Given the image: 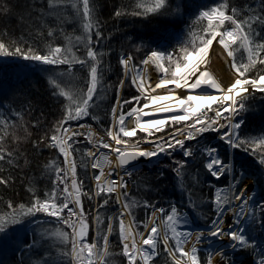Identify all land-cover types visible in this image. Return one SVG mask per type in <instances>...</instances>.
Returning a JSON list of instances; mask_svg holds the SVG:
<instances>
[{
  "label": "snow or ice",
  "instance_id": "6c2138e0",
  "mask_svg": "<svg viewBox=\"0 0 264 264\" xmlns=\"http://www.w3.org/2000/svg\"><path fill=\"white\" fill-rule=\"evenodd\" d=\"M62 5L75 9L81 24L80 35L62 33L63 45L46 40L45 47L40 49L29 43L23 34L11 41L3 38L8 35L6 31L0 34V57L19 58L41 67L67 65L70 77H73L74 65L88 70L83 89L70 87L51 76L48 78L51 96L60 103L61 114L44 135L30 140L31 149L35 154H39L42 146L54 150L63 157V166L56 159L44 165L53 175L50 189L43 197L32 186L28 188L31 197L27 204L5 202L0 197V204H6L7 209L0 210V248L11 247L20 257L15 264H25V257L36 254L40 241L35 233L31 240L27 233L21 238V232L26 224L31 227L39 223L37 218L43 215L48 218L43 223L57 225L50 235L62 245V264H115V256L122 257V264H155L162 254H166L165 264H214L217 257L223 264H232L224 245L219 249L213 247L216 241L225 239L229 241L227 247L233 251L254 252L253 264H264V242L257 245L254 238L246 235L250 228L241 226L242 213L249 218V223L256 222L258 213L264 224V195L257 199L255 189L249 192L244 181L251 177L235 157L237 151L252 156L264 175V134L241 135L249 100L257 93L264 95V0H259L258 5L217 0L212 6L203 7L195 18L201 24L199 32L190 31V39L173 51L149 50L139 65L133 63L135 56L131 52L121 53L118 64L123 78L115 87L112 124L104 135H98L92 125L81 123L88 117L97 119L90 109L96 102L104 76L105 53L96 46L105 36L94 0H45L43 4L28 0L19 22L29 36L35 32L37 38H52L57 29L50 26L51 21L46 17L60 19L57 9ZM169 5L170 0H136L131 11L117 9L114 16L160 17L165 26L179 23L166 19ZM182 6L186 9L183 0L175 5L177 15ZM3 11L8 14L11 10L5 7ZM214 42L226 54L225 63L232 70L227 83L211 70ZM81 47L86 54L78 56ZM134 47L136 52L141 50L140 45ZM150 68L160 74L155 82L148 74ZM126 83L135 88L138 95L122 99L121 90ZM27 110L30 114L35 111L31 104ZM162 113L169 115H158ZM12 115L23 121L21 111ZM30 123L32 129L41 125L39 119ZM20 127L27 134L25 137L16 134L17 126L13 121L0 117V186L4 188L15 182L14 170L30 163L20 145L28 142L32 132L27 123L22 122ZM141 133L144 135L140 136ZM208 133H216L218 140L227 146L223 155L216 146L194 149L187 143L198 142ZM9 137L15 147L10 146ZM80 137L92 147L83 150L74 147L81 142ZM142 143L151 147L142 148ZM175 151L181 152L184 158L175 161L172 168L181 190L185 178L182 169L188 158H197V152L206 175L217 182L222 178L227 182L223 187L211 186L214 188L211 193L213 215L206 220L204 228L195 232L180 230L189 220L176 204L165 208L145 200L141 205L129 196L125 179L131 176L128 166L140 158L151 161L160 155L172 156ZM22 158L23 164L20 163ZM78 167L95 170L90 177V187L79 177ZM191 179L200 182L198 173ZM85 198L96 201L92 212L85 209ZM234 202L239 203L233 207ZM113 203L119 205V209L114 215L105 216L100 210ZM189 203L191 205V200ZM140 207L146 210L142 220L135 216V209ZM226 211L235 216L227 226ZM114 233L118 236L119 251L111 248L110 237ZM201 245H205L203 256ZM44 264H48L47 260Z\"/></svg>",
  "mask_w": 264,
  "mask_h": 264
},
{
  "label": "trees",
  "instance_id": "16d2710c",
  "mask_svg": "<svg viewBox=\"0 0 264 264\" xmlns=\"http://www.w3.org/2000/svg\"><path fill=\"white\" fill-rule=\"evenodd\" d=\"M37 4H43L45 0H35ZM136 0H94L96 16L101 21L103 27L105 39L100 42L101 52H104L103 57V80H102V94L97 97L95 104L90 109L91 113L97 117L96 120L91 118L88 121L94 123L96 127L103 130V127L109 125V112L110 107L115 99V87L122 77V69L118 64V59L121 53L131 52L135 56L134 63L137 62L143 55H145L151 49H160L165 51H173L178 49L182 44H185L189 39V32H199L201 24L196 22V15L198 11L205 6H212L217 0H183V5H186V9L182 6L179 15L175 12V5L180 3L181 0H170L169 15L166 17L169 21L178 20L179 23H173L170 25H163L160 17H134L131 15H125L122 17L114 16V12L117 9H123L131 11L134 7ZM259 0H232L234 4H257ZM28 0H0V34L7 32L8 35L3 37L6 41L20 37L22 34L25 39H28L29 43H32L34 47L43 49L45 47L46 40H52L54 44L63 45V34H75L76 26L80 24V17L76 15L75 9H72L70 5L58 6L57 16H48L47 20L51 21L50 26L56 28L55 36L52 38H37L35 32L29 36L28 31L19 22V16L23 10L26 9ZM7 7L11 11L8 14H4V8ZM37 11H40L38 8ZM63 33V34H62ZM134 45H140L141 50L135 51ZM82 56V55H78ZM19 62L27 64L28 61L20 60ZM0 63V64H4ZM17 64H19L17 62ZM53 72V78H57L56 71L68 72L67 65L59 66H46L41 67L37 64L35 66L27 68V71L23 73V83L19 84L15 82H9L0 78V117L7 118L13 121L17 126V134L21 137H25L27 134L24 129L20 127L22 122L27 123L32 136L27 143H21L20 147L25 151V155L30 161L29 165L14 170L12 175L16 177L15 182L9 188L0 186V197L6 202L12 200L14 203L27 204L30 200L31 193L28 191L30 186L35 187L37 193L43 197V193L50 189V178L53 173L48 172L44 165L51 159H56L58 163L62 165V157L51 149L41 148L39 154H35L31 149V139H37L44 135L51 126L60 118L61 105L55 97L51 96V87L48 85V78ZM87 68H82L80 65H74L72 67V73L78 77L77 80L84 83L87 77ZM57 74V75H56ZM3 76H6L3 74ZM52 77V76H51ZM4 78V77H3ZM60 79V78H59ZM73 77L70 78L72 80ZM74 81V80H73ZM74 85V84H72ZM79 85V84H78ZM73 88L80 86H72ZM16 94V98L13 95ZM135 92L130 85H126L123 88L122 98L127 99L133 96ZM29 104L35 109V111L28 112ZM249 111L246 113L245 124L241 129V135L245 137L260 136L264 134V95L257 93L254 99H250ZM126 108L128 106H125ZM21 111L23 113V121L19 117L12 115L13 112ZM42 113V115H41ZM39 119L41 121L40 127L37 129L31 128V121ZM214 133L206 134L211 137ZM141 135V134H140ZM11 137H9V144ZM193 146L194 143H188ZM216 144H222L217 141ZM223 145V144H222ZM15 147V145H11ZM74 147L81 150L85 149V144L80 142ZM236 160L241 162L244 167L251 169L256 173V188L257 199H260L264 195V175L260 172V166L256 163V160L244 152L237 151L235 153ZM80 157L77 156L79 162ZM184 159L182 153L173 152L172 156L164 155L156 163L151 165H143L138 170H135L131 176V188L129 190V196L131 199L139 201L142 205L145 200L152 202L159 201L160 203H166L170 199L180 203V205L189 212L191 217L197 216L199 222H206L209 218L211 209V193L212 185L221 184L226 182L223 180L220 182L215 181L213 178L206 175L200 163L201 157L197 152V158L194 160L188 158V161L182 169L184 173V189L181 190L179 186L178 178L172 171L175 166V161ZM23 164V158L20 161ZM78 175L81 179L85 180L86 187H90L89 173L87 168L78 167ZM87 173V175H86ZM163 173V175H161ZM199 183L194 182L191 177L197 175ZM191 200V205L189 201ZM92 201H88L85 198V209L91 212ZM114 208V203L109 205L106 209L100 211L105 215ZM0 210H7L6 204H0ZM148 211V210H147ZM208 213V214H207ZM146 210L142 207L135 209V216L138 220L145 218ZM39 218V217H38ZM259 222V223H257ZM57 227L55 223H38L27 233L33 236L37 232H40L42 228ZM250 228V232L246 235H250L256 241L264 240V224L260 222L259 214L257 213V219L254 223L247 225ZM44 227V228H45ZM54 228V229H55ZM24 234V233H23ZM23 234L21 238H23ZM44 241L39 243L36 247V254H29L25 257V264H44L47 260L48 264L55 262L54 264H62L60 249L62 245L57 241L49 240L48 237L42 238ZM111 248L114 251H119L118 236L113 234L110 237ZM42 244V245H41ZM46 244V245H45ZM44 245V247H42ZM14 247V245H12ZM249 250H238L236 255L248 254ZM165 255L158 256L155 260V264H165ZM18 254H14L11 251V247L6 250L0 248V260L3 264H15L19 259ZM115 264H122V257L115 256ZM37 261V262H36Z\"/></svg>",
  "mask_w": 264,
  "mask_h": 264
},
{
  "label": "bare ground",
  "instance_id": "6f19581e",
  "mask_svg": "<svg viewBox=\"0 0 264 264\" xmlns=\"http://www.w3.org/2000/svg\"><path fill=\"white\" fill-rule=\"evenodd\" d=\"M213 47H214V49H215V51H213L212 52V60H211V70L214 72V74L217 76V77H219L223 82H225V83H227L228 81H229V77L232 75V70H231V68L229 67V65L227 64V63H225V60L227 59V57H226V54H224L223 52H222V49H220V47H219V45H217L215 42H214V45H213ZM124 54H128V53H124ZM120 57V56H119ZM9 59V64H11L12 62H14V60L16 59V61H18V60H21V59H19V58H8ZM11 61V62H10ZM2 62V60L0 61V63ZM142 67V66H141ZM16 68H17V66H16ZM0 70H2V71H4L3 69H2V67H0ZM8 70V69H7ZM25 73V72H24ZM4 74L6 75V73L4 72ZM9 74H13V75H11V76H15L16 75V72L14 71V72H9ZM21 76H19L18 78H14V80H9V82H15V83H18L19 82V84H21V83H23V79H22V75H23V73H19ZM149 76L151 77V80L153 81V82H155V81H157L158 80V78H159V75L160 74H158V73H156L155 72V70L154 69H152V68H150L149 69ZM7 76V75H6ZM3 77V75L2 76H0V78H2ZM170 87H172L171 85H170ZM158 91H160V90H158ZM178 92L180 91V90H177ZM211 91V90H210ZM122 92H123V88H122V90H121V95H122ZM11 95H13V98L15 99L17 96H16V94L14 95V94H11ZM146 111H147V109H146ZM159 116H161V117H164V116H167V115H169V114H167V113H162V114H158ZM149 117H145L144 119H148ZM87 118H85L83 121H81V123H85V124H92V128H93V130L94 131H96L97 132V134L99 135V133H101V132H103L104 130H101V129H99L98 127H96V125L94 124V123H92V122H90V121H88V120H86ZM108 121L110 122V123H112V121H110V112H109V118H108ZM108 122V123H109ZM73 127H75V123L73 122V125H72ZM96 128V129H95ZM101 135V134H100ZM79 140L82 142V143H84L85 144V148H91L92 146L90 145V146H88V147H86L87 146V141L86 140H84V138L83 137H80L79 138ZM141 147L142 148H149V147H151L149 144H143V145H141ZM102 151H105V152H107V150H102ZM160 156H162V155H160ZM159 157V156H158ZM158 157H153V158H151V161H149L148 159H146V158H140L138 161H135V163L134 164H132V165H130V166H128V171L129 172H131V174L135 171V170H138L139 168H141L143 165H151V163H147V162H153V161H156V160H158L157 158ZM62 161H63V157H62ZM142 162H146V163H143L142 164ZM142 164V165H141ZM88 169V173H89V183H90V186H91V180H90V177H91V174H92V172L93 171H95V170H91L90 168H87ZM245 169L248 171V172H250L251 171V169H249V168H246L245 167ZM120 172H121V174H123V170H120ZM248 174V173H247ZM249 175V174H248ZM250 177H251V179H246L245 181H244V183L245 184H247L248 186H249V192H251L252 191V189H253V187H254V178H253V176H251V175H249ZM125 179H126V181L128 182V185H129V187H128V191L130 190V188H131V179H130V176H125ZM216 186H219V187H223V186H226V182H223V183H221V184H215ZM212 192H213V189H212ZM173 201V200H172ZM239 202H234V204H233V207H235V204H238ZM95 204H96V201L95 200H93L92 201V207H91V212H92V209L95 207ZM165 204V203H164ZM178 206L181 208V209H184L186 212H187V217H188V220L191 218V216L189 215V212L186 210V208H184V207H182L180 204H178ZM119 209V205H116L115 203H114V208L112 209V211L109 213V215H114L116 212H117V210ZM211 209H212V207H211ZM149 212H150V209L148 210ZM236 211H239V209L238 208H236ZM208 214V213H207ZM213 215V212H211L210 213V215H209V218L211 217ZM242 216H243V222H242V225L241 226H247L248 225V223H249V218L246 216V215H244L243 213L241 214ZM42 215H40L39 216V218H37V220H38V222L39 223H43V221L44 220H41V217ZM195 217V219H196V223H197V225H194L193 223H191L190 222V220H189V223L188 224H186V225H183V226H181V228H180V230H188V231H192V232H195V231H198V230H200V229H202V228H204L205 227V224H206V222H199L198 220H199V218L197 217V216H194ZM193 218V217H192ZM191 218V219H192ZM235 219V216L233 215V213H231V212H225V226H227V224H229V223H232V221ZM38 224V223H37ZM34 225H36V224H33L32 226H31V228L34 226ZM26 226V225H25ZM25 228V227H24ZM141 230H143V229H141ZM30 231V229L29 228H27V230L25 231V232H29ZM29 237H30V235H29ZM261 242H264V240H262V241H256V244L257 245H260L261 244ZM228 243H229V241L227 240V239H225V240H223V241H216L215 242V244L213 245V247H215V248H217V249H219L220 247H221V245H224L225 247H224V251L227 253L231 248L230 247H227V245H228ZM201 247V249H202V253H203V248L205 247V245H201L200 246ZM203 255V254H202ZM239 255H246V256H244V257H242V259H241V261H239L237 264H253V255H252V251L251 250H249V253L248 254H239ZM250 255V256H249ZM222 261H220V258L219 257H217L216 258V260L214 261V264H220Z\"/></svg>",
  "mask_w": 264,
  "mask_h": 264
},
{
  "label": "rangeland",
  "instance_id": "374dc122",
  "mask_svg": "<svg viewBox=\"0 0 264 264\" xmlns=\"http://www.w3.org/2000/svg\"><path fill=\"white\" fill-rule=\"evenodd\" d=\"M80 28H81V25H79L78 27L76 26V29L74 30V32H76L77 31V33H75V34H73V35H80L81 34V31H80ZM97 50L98 51H100L101 50V46H100V44H98L97 46ZM154 49V48H153ZM84 54H86V50L85 49H83L82 47H81V50L79 51V52H77V55H84ZM146 55V54H145ZM145 55H143L137 62H135V64H137V65H139V61L145 56ZM2 60V62L1 63H3V62H5L4 64H0V67H2V69L4 70V71H2V70H0V76H2L3 74H4V72L6 73V75L7 76H3L2 77V80H7V81H9V80H14V78H18L19 76H21L19 73H24V72H26L27 71V68H30V67H33V66H35V64L34 63H32V62H28L26 65L25 64H23L22 65V63L21 62H19L20 60H18V61H16V59L14 60V62H12L11 64H9V59L8 58H3V57H0V61ZM11 62V61H10ZM17 62L19 63V64H17ZM133 63H134V61H133ZM16 66H17V68H16ZM8 69V70H7ZM16 72V75L15 76H11V75H13V74H9V72ZM53 72H55V70H53L52 72H51V76L52 77H55V75L53 76ZM57 73H59L58 75H57V78H58V80H61V81H63L65 84H67L68 86H70V87H72V86H80L81 85V89H83L84 88V83L83 82H81V81H79V80H77L78 79V77L77 76H75V73H73V79L72 80H70V76L68 75V72H59L58 70L56 71ZM121 78H123V72H122V77ZM130 78V77H129ZM74 80V81H73ZM72 84H74V85H72ZM79 84V85H78ZM128 83H126L125 84V86L127 85ZM128 85H130V84H128ZM124 86V87H125ZM123 87V88H124ZM130 87L132 88V90L135 92V94L134 95H138V93L136 92V90H135V88H133L131 85H130ZM77 89H78V87H77ZM102 89L100 88V89H98V95L96 96V99H97V97L99 98V96H101V94H102ZM121 98H122V95H121ZM123 99V98H122ZM115 102V99L113 100V103ZM113 103H112V105H113ZM112 105H111V107H112ZM111 107H110V121H112V116H111ZM210 115H213L212 113H210ZM112 123H110L109 122V125H108V127L111 125ZM92 125V124H91ZM107 127H103V130L105 131V129H106ZM18 129V128H17ZM96 129V128H95ZM104 131L103 132H101V133H99V135L101 134V135H104ZM17 132H18V130H17ZM17 134V133H16ZM18 135V134H17ZM140 135V134H139ZM144 134H142L141 133V135L140 136H143ZM208 135H209V133H208ZM208 135H204L203 137H201V138H199V141L197 142V141H189V142H187V143H190V142H192V143H194V147H196L197 149H200V148H202V147H204V146H216L219 150H220V153H221V155H223L224 154V152L226 151V148H227V146L226 145H222V144H213L212 142H215L214 140H216V139H218L217 138V134L216 133H214L211 137H208ZM20 136V135H19ZM87 143V142H86ZM222 143V142H221ZM143 144H147V143H142L141 145H143ZM88 146H90L88 143H87V146L86 147H88ZM193 147V146H192ZM175 152H179V151H175ZM181 153V152H180ZM164 155H162V157H163ZM227 183V182H226ZM213 191H214V188H213ZM173 199H170V200H168V201H165L166 203L165 204H163V203H160L159 201L157 202V201H155L154 203H156L157 204V206H162V207H165V208H169L170 207V205L171 204H176L177 206H178V204H180V203H178V202H176L175 200H173ZM179 207V206H178ZM179 209H180V211L183 213V214H185V215H187V212L184 210V209H181L180 207H179ZM210 215V214H209ZM188 216V215H187ZM192 218V217H191ZM189 219L190 220V222L191 223H193L194 225H197V223L195 222L196 221V219H195V217H193L192 219ZM53 223V222H52ZM32 226V225H31ZM181 226H183V225H181ZM181 226H180V228H181ZM45 227V226H44ZM42 228V230L40 231V232H37V234H36V238L40 241L39 243H41V241L43 242L44 240L42 239V238H44V237H48L49 236V240H53V242L54 241H57L56 239H55V237H53V236H51L50 235V233L54 230V228L55 227H52V226H48V227H45V228ZM27 228H29L30 229V227L26 224V226H25V228L23 229V232H21V235L23 234V233H25V231L27 230ZM30 239H32V235L30 236ZM39 243L36 245V247H38V245H39ZM57 243H58V241H57ZM42 245V244H41ZM46 245V244H45ZM42 247H44V245L42 246ZM239 249H237L236 251H238ZM236 251H233L232 249H230L228 252H227V256L231 259V261H232V264H237L239 261H241V259H242V257H244V256H246V255H236ZM259 251V248H256L255 249V252H258ZM203 253L201 252V255H202ZM252 255H253V259H254V252H252ZM203 256V255H202ZM250 256V255H249ZM37 262V261H36ZM55 262H52L51 264H54ZM220 264H223V262H221Z\"/></svg>",
  "mask_w": 264,
  "mask_h": 264
},
{
  "label": "water",
  "instance_id": "95a60500",
  "mask_svg": "<svg viewBox=\"0 0 264 264\" xmlns=\"http://www.w3.org/2000/svg\"><path fill=\"white\" fill-rule=\"evenodd\" d=\"M159 158H160V157H158L157 159H159ZM153 162H155V161H153ZM134 163H135V162H133V164H134ZM143 163H146V162H142V164H143ZM147 163H152V162H147ZM142 164H141V165H142Z\"/></svg>",
  "mask_w": 264,
  "mask_h": 264
}]
</instances>
